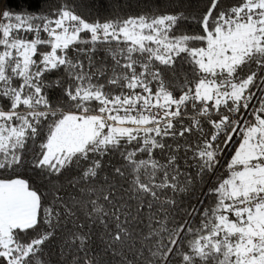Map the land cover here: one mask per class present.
Masks as SVG:
<instances>
[{
	"label": "snow or ice",
	"instance_id": "obj_1",
	"mask_svg": "<svg viewBox=\"0 0 264 264\" xmlns=\"http://www.w3.org/2000/svg\"><path fill=\"white\" fill-rule=\"evenodd\" d=\"M106 2L104 19L67 0L0 13V264H61L53 244L63 264H111L81 217L117 264H264V0ZM221 135L238 141L227 176L181 209Z\"/></svg>",
	"mask_w": 264,
	"mask_h": 264
},
{
	"label": "trees",
	"instance_id": "obj_2",
	"mask_svg": "<svg viewBox=\"0 0 264 264\" xmlns=\"http://www.w3.org/2000/svg\"><path fill=\"white\" fill-rule=\"evenodd\" d=\"M67 2L71 5H75V9L78 14L82 15L85 19L92 20L95 19L97 16H99L101 19H104L109 15V5L106 2V0H67ZM209 0H192V4L194 7H197L200 11H204ZM123 3V8L122 12L127 14H138L143 8L144 4L142 0H122ZM49 7V4L47 3V0H4L3 3H0V13L5 8H8L12 10L13 12H19L21 10H28L30 12H47ZM175 9L169 8V11H173ZM179 27L187 32H193V31H199V25L192 23V22H183L179 25ZM104 55L103 52L99 53V56L102 58ZM111 63V61H109ZM53 76L56 74L53 73ZM179 93H177L178 95ZM191 111V109H189ZM187 123V121H185ZM205 129L207 132L211 133L212 129L210 125L207 123L204 124ZM195 139V136L189 137V142ZM224 137L221 135V137L218 140V143L221 146V154L219 155V163L216 167V171L212 175H206L204 182L203 183H195L192 189L186 193L179 194L177 196V199L180 202V208L181 209H191L193 206L200 207V211H203L204 207H207L212 201L213 197H210L207 195L208 188L214 187L215 186V178L217 175H224L227 176V164L230 162L231 157L234 155V152L236 148L238 147V141L237 139H234L233 143L229 146V143L225 145L223 143ZM166 143L168 144H174V143H184V140L181 138L177 141H173L171 139L166 140ZM154 155L156 158L161 159L162 161L164 160V156H162L157 150ZM183 152L181 151L180 156L183 157ZM191 153H189V156ZM143 158H147L146 154H141ZM138 159L141 158L140 156L137 157ZM106 159H108L106 157ZM112 160L114 163H121V159L119 156L112 157ZM180 163V166L182 169H184L185 165L183 162V159L178 161ZM188 164H193L192 160H188ZM187 172H190L193 174V177H195V167H188L186 169ZM19 175L23 176L26 179H29L31 183H33L35 186H40L41 181L37 178L36 173L33 171L29 170H20L18 173ZM12 173H0V176L3 177H8L11 176ZM183 179V177H181ZM123 187L127 188L128 183L127 182H122ZM168 195H171V192L167 193ZM201 201H203V206H201ZM129 203L132 205V210L133 212L135 211V201H129ZM158 207V206H157ZM143 211H147V209H144ZM155 211V208L153 209ZM186 217V213H178L177 214V219L180 222H183V220ZM200 217L196 216L195 220L198 223ZM81 222L85 223L86 229L87 227H91L92 229V241H91V249H92V254L97 256V259H104L106 262L111 261V264H117V259L112 258L111 253H104V246L101 242V235H102V229L95 226V225H90L88 221L84 220L83 217H81ZM72 225L69 224L68 228L72 229ZM142 227V226H141ZM146 231V229H145ZM137 247H139V244H137ZM50 251L53 253V260L57 261L60 260L61 264H63V258L59 257L58 255V250L56 249L55 244H53L50 248ZM68 260H71L72 257L68 256Z\"/></svg>",
	"mask_w": 264,
	"mask_h": 264
},
{
	"label": "rangeland",
	"instance_id": "obj_3",
	"mask_svg": "<svg viewBox=\"0 0 264 264\" xmlns=\"http://www.w3.org/2000/svg\"><path fill=\"white\" fill-rule=\"evenodd\" d=\"M236 139V138H235ZM234 141V140H233ZM233 141L232 142H229V146H228V148L230 147V145L233 143Z\"/></svg>",
	"mask_w": 264,
	"mask_h": 264
},
{
	"label": "built area",
	"instance_id": "obj_4",
	"mask_svg": "<svg viewBox=\"0 0 264 264\" xmlns=\"http://www.w3.org/2000/svg\"><path fill=\"white\" fill-rule=\"evenodd\" d=\"M235 138H236V137L234 136V137H233V140H234Z\"/></svg>",
	"mask_w": 264,
	"mask_h": 264
}]
</instances>
